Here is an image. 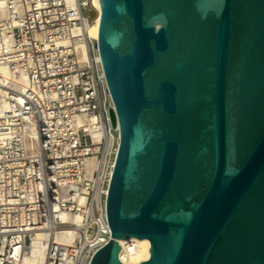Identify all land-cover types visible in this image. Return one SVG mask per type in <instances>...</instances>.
Segmentation results:
<instances>
[{"label": "water", "instance_id": "95a60500", "mask_svg": "<svg viewBox=\"0 0 264 264\" xmlns=\"http://www.w3.org/2000/svg\"><path fill=\"white\" fill-rule=\"evenodd\" d=\"M120 143L91 264H264V0H94Z\"/></svg>", "mask_w": 264, "mask_h": 264}, {"label": "built area", "instance_id": "2783aa9c", "mask_svg": "<svg viewBox=\"0 0 264 264\" xmlns=\"http://www.w3.org/2000/svg\"><path fill=\"white\" fill-rule=\"evenodd\" d=\"M89 9L0 0V264H91L111 239L120 132ZM65 229L81 238L59 242Z\"/></svg>", "mask_w": 264, "mask_h": 264}, {"label": "bare ground", "instance_id": "6f19581e", "mask_svg": "<svg viewBox=\"0 0 264 264\" xmlns=\"http://www.w3.org/2000/svg\"><path fill=\"white\" fill-rule=\"evenodd\" d=\"M94 8L97 10L98 15L95 19V23L91 27V34L95 38H99V31H100V9L95 5L94 0H92ZM0 72L4 76H8L9 73L5 68H1ZM91 168H96L98 164V160L96 157H92L89 160ZM77 222H80V217L77 219ZM81 238V235L75 231L70 229H65L57 234L56 239L64 244H71L75 243L77 240ZM122 249L120 252V259L126 264H139L143 261H147L150 258V251L149 248L151 243L148 239H138L135 237L128 238L125 240L119 241ZM40 254L39 245H36L33 251V255L30 258V261L35 259Z\"/></svg>", "mask_w": 264, "mask_h": 264}, {"label": "rangeland", "instance_id": "374dc122", "mask_svg": "<svg viewBox=\"0 0 264 264\" xmlns=\"http://www.w3.org/2000/svg\"><path fill=\"white\" fill-rule=\"evenodd\" d=\"M85 16L89 17V19L92 21L96 17V12L92 9L86 10L84 12Z\"/></svg>", "mask_w": 264, "mask_h": 264}]
</instances>
